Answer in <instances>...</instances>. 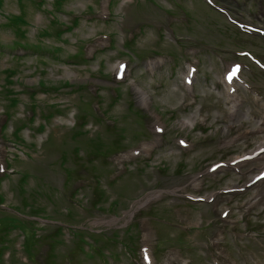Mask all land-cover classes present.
I'll return each mask as SVG.
<instances>
[{
    "label": "rangeland",
    "instance_id": "obj_1",
    "mask_svg": "<svg viewBox=\"0 0 264 264\" xmlns=\"http://www.w3.org/2000/svg\"><path fill=\"white\" fill-rule=\"evenodd\" d=\"M243 54L264 0H0V264H264Z\"/></svg>",
    "mask_w": 264,
    "mask_h": 264
},
{
    "label": "bare ground",
    "instance_id": "obj_2",
    "mask_svg": "<svg viewBox=\"0 0 264 264\" xmlns=\"http://www.w3.org/2000/svg\"><path fill=\"white\" fill-rule=\"evenodd\" d=\"M233 76L232 75H227L225 76V81L224 83L226 84V87L229 91H231L233 89ZM257 152L256 154H252L250 156H255V155H259V153L264 154V144L261 145L259 148H257Z\"/></svg>",
    "mask_w": 264,
    "mask_h": 264
},
{
    "label": "trees",
    "instance_id": "obj_3",
    "mask_svg": "<svg viewBox=\"0 0 264 264\" xmlns=\"http://www.w3.org/2000/svg\"><path fill=\"white\" fill-rule=\"evenodd\" d=\"M42 86H44V85H42ZM99 154H97V152L95 153V155H94V157H96V156H98ZM98 199L95 201V204H94V206L95 207H97V205H99L100 203H101V200L100 199H105V195L104 194H99V193H97V194H94ZM53 222H63V221H56V220H52ZM59 227H58V229L59 230H62V229H64V227L62 226V225H58ZM73 230V229H72ZM74 231H78V230H74ZM0 259H1V253H0ZM54 259L53 258H51V256H50V261H49V263L48 264H54Z\"/></svg>",
    "mask_w": 264,
    "mask_h": 264
}]
</instances>
